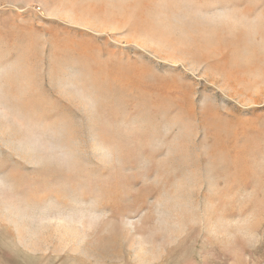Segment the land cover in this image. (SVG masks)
<instances>
[{"label":"rangeland","instance_id":"374dc122","mask_svg":"<svg viewBox=\"0 0 264 264\" xmlns=\"http://www.w3.org/2000/svg\"><path fill=\"white\" fill-rule=\"evenodd\" d=\"M0 264H264V0H0Z\"/></svg>","mask_w":264,"mask_h":264}]
</instances>
